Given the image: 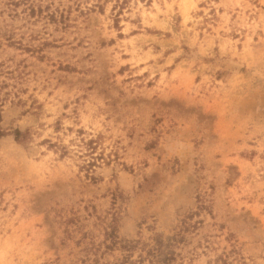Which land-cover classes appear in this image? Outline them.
I'll return each instance as SVG.
<instances>
[{
	"label": "rangeland",
	"instance_id": "1",
	"mask_svg": "<svg viewBox=\"0 0 264 264\" xmlns=\"http://www.w3.org/2000/svg\"><path fill=\"white\" fill-rule=\"evenodd\" d=\"M0 110V264H264V0H0Z\"/></svg>",
	"mask_w": 264,
	"mask_h": 264
},
{
	"label": "trees",
	"instance_id": "2",
	"mask_svg": "<svg viewBox=\"0 0 264 264\" xmlns=\"http://www.w3.org/2000/svg\"><path fill=\"white\" fill-rule=\"evenodd\" d=\"M161 248L162 246L160 240L156 239L155 244L146 249L144 255H140L141 259L147 260V264H170L169 261L171 258L173 259V257L168 256V254L164 253ZM217 260H221V257H219Z\"/></svg>",
	"mask_w": 264,
	"mask_h": 264
}]
</instances>
